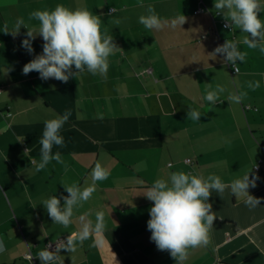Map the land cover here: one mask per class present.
<instances>
[{"label":"crops","instance_id":"0c3cea01","mask_svg":"<svg viewBox=\"0 0 264 264\" xmlns=\"http://www.w3.org/2000/svg\"><path fill=\"white\" fill-rule=\"evenodd\" d=\"M58 4L99 16L101 34L122 50L109 55L106 79L85 71L63 83L22 73L42 53L39 21L30 13ZM148 5L166 22L159 30L138 22ZM17 18L25 28L16 34ZM227 23L214 0H0V240L6 248L0 264H41L38 253L48 243L55 251L79 231L81 216L95 222L97 211L104 213L103 232L75 251L61 249L56 264H177L150 241L146 198L156 180L177 171L216 175L228 185L221 196L211 192L216 219L208 245L189 249L183 264H264V54L248 48V34ZM27 30L37 34L31 55L21 47ZM225 40L247 53L235 74L221 54L210 55ZM255 81L260 86L253 91L247 82ZM217 85L225 90L212 104L204 97ZM237 93H247L241 103L229 99ZM189 108L200 120L187 118ZM65 110L71 116L60 129L64 146L52 148L64 164L51 161L36 171L44 121ZM97 164L107 179L93 180ZM247 174L259 177L247 190L260 199L255 207L230 188ZM72 184L95 191L64 227L53 223L42 201L67 197L64 188ZM98 240L104 243L94 246Z\"/></svg>","mask_w":264,"mask_h":264},{"label":"clouds","instance_id":"9594fccd","mask_svg":"<svg viewBox=\"0 0 264 264\" xmlns=\"http://www.w3.org/2000/svg\"><path fill=\"white\" fill-rule=\"evenodd\" d=\"M214 8L217 14L226 17L225 26H235L248 34L245 43L250 49H258L264 54V22L259 18L261 11L260 0H214ZM115 12V8L111 10ZM30 19L39 21V36L42 37V53L36 54L23 66L22 73L27 75L33 71L39 73L41 80L55 79L67 83L70 78L83 74L85 71L92 75L107 78L108 57L114 51H122L113 42L111 35L101 34L100 17L86 8L69 9L64 5H56L51 11L35 10L30 13ZM138 22L146 29L159 30L163 22L152 5L146 7V14L138 18ZM185 17H181V24ZM230 22V23H229ZM21 27L25 28L23 18H17L15 22L16 34ZM5 32L7 28L5 27ZM15 34V35H16ZM37 34L27 30L26 39L21 42L28 54H32V41ZM221 54L227 64H231L234 71L238 72L237 61L243 63L247 53L238 50L237 44L225 40L223 45L217 46L210 54ZM73 68L75 70H73ZM253 91L259 88V81L247 82ZM211 88V85H208ZM224 88L217 85L215 91H207L204 99L215 104L218 93L224 92ZM247 93L232 94L229 99L235 103H241ZM71 116L70 110H65L63 115L44 121L42 138L39 143L40 161L36 163V171L43 170L51 161L64 164L62 154L52 152L53 146L63 147L64 138L60 135V129ZM186 116L193 121L200 120V113L189 108ZM102 118V116L100 117ZM27 151V149L25 150ZM66 167V166H65ZM171 167V165H169ZM93 180H105L108 172L99 164L93 169ZM258 176L245 175L242 179L231 182L230 188L233 194L245 197V203L255 207L260 204V199L248 193L249 187L255 188ZM226 187L221 178L209 175L206 179L183 171L172 172L167 181L158 179L148 189L146 198L152 202L149 209L147 230L150 231V241L154 242L157 250L167 251L177 264H183L189 256V249L206 247L209 243V233L216 219L212 211V205L208 203L211 192L215 191L221 196ZM68 193L64 196H50L42 201L43 208L53 223L67 227L72 222L74 208L82 206L89 200L95 191L94 186L81 188L72 184L64 188ZM63 200V204H61ZM95 222L80 217L81 227L79 231L67 237L66 243L60 241L56 244L55 251H49L48 247L38 253L41 264H56L59 261V251H75L77 244H82L93 233L99 236L104 230V213H95ZM104 240H98L95 244H103ZM25 245V244H24ZM28 248L32 246L25 245ZM6 251L4 242L0 240V253ZM63 264V261H60Z\"/></svg>","mask_w":264,"mask_h":264},{"label":"built area","instance_id":"2783aa9c","mask_svg":"<svg viewBox=\"0 0 264 264\" xmlns=\"http://www.w3.org/2000/svg\"><path fill=\"white\" fill-rule=\"evenodd\" d=\"M110 12H112V11H110ZM226 65H227L228 68L230 69L231 74H235V73H236V72L234 71V69H233V67H232L231 64H227V63H226ZM246 109H249V106H246ZM185 162H186V163H190L191 161H190V159H186ZM254 169H255V170H258V169H259L258 165H255V166H254ZM66 240H67V239H65V240H61V241L66 242ZM46 247H48V250H52V249L55 247V245L52 244V243H48ZM28 256L30 257L31 255H28Z\"/></svg>","mask_w":264,"mask_h":264},{"label":"trees","instance_id":"16d2710c","mask_svg":"<svg viewBox=\"0 0 264 264\" xmlns=\"http://www.w3.org/2000/svg\"><path fill=\"white\" fill-rule=\"evenodd\" d=\"M226 63V62H225ZM227 66V65H226ZM228 67V66H227ZM229 71H230V69H229ZM231 73V72H230ZM191 161V160H190Z\"/></svg>","mask_w":264,"mask_h":264}]
</instances>
